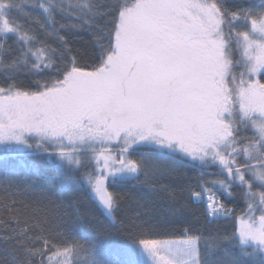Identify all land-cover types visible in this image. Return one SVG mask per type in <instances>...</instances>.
<instances>
[{
	"label": "snow or ice",
	"instance_id": "obj_1",
	"mask_svg": "<svg viewBox=\"0 0 264 264\" xmlns=\"http://www.w3.org/2000/svg\"><path fill=\"white\" fill-rule=\"evenodd\" d=\"M0 149V264H264V0H0Z\"/></svg>",
	"mask_w": 264,
	"mask_h": 264
},
{
	"label": "trees",
	"instance_id": "obj_2",
	"mask_svg": "<svg viewBox=\"0 0 264 264\" xmlns=\"http://www.w3.org/2000/svg\"><path fill=\"white\" fill-rule=\"evenodd\" d=\"M255 2H258V0H255ZM3 155H5V153L3 152L2 149H0V157H2ZM27 159L31 160L33 163H36L40 166H43L46 164V161L43 158L27 157ZM18 162L19 161L17 158H12V157H9V159L6 162L3 159H0V173H3L5 170H8L9 172H11L18 165ZM80 199L84 202V205L86 208L96 211L95 203L90 202L88 199H86V196L84 194L80 196ZM97 214L99 213L97 212ZM225 227H229V225H225ZM82 231L88 232L90 239H93V240L99 239L98 237L95 236L94 233H90V230H82ZM106 242L112 243V244L124 243L125 239L123 236L114 235V236H111Z\"/></svg>",
	"mask_w": 264,
	"mask_h": 264
}]
</instances>
